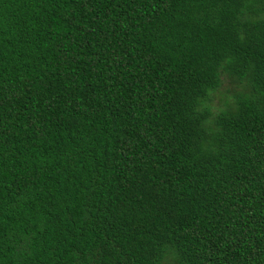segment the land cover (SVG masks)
Returning <instances> with one entry per match:
<instances>
[{
  "label": "trees",
  "instance_id": "trees-1",
  "mask_svg": "<svg viewBox=\"0 0 264 264\" xmlns=\"http://www.w3.org/2000/svg\"><path fill=\"white\" fill-rule=\"evenodd\" d=\"M169 255L264 264V0H0V264Z\"/></svg>",
  "mask_w": 264,
  "mask_h": 264
},
{
  "label": "rangeland",
  "instance_id": "rangeland-1",
  "mask_svg": "<svg viewBox=\"0 0 264 264\" xmlns=\"http://www.w3.org/2000/svg\"><path fill=\"white\" fill-rule=\"evenodd\" d=\"M248 92L245 83H241L226 75L221 77V85L213 94L210 102L211 117H215L221 112L229 110L236 101L237 97ZM163 264H176L172 256L165 258Z\"/></svg>",
  "mask_w": 264,
  "mask_h": 264
}]
</instances>
